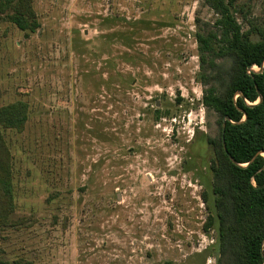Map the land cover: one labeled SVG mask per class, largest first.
Here are the masks:
<instances>
[{
  "label": "rangeland",
  "instance_id": "rangeland-1",
  "mask_svg": "<svg viewBox=\"0 0 264 264\" xmlns=\"http://www.w3.org/2000/svg\"><path fill=\"white\" fill-rule=\"evenodd\" d=\"M260 41L264 0H224ZM39 27L0 19V128L12 210L0 259L33 264H216L218 222L203 104L212 75L198 35L217 32L205 0H33ZM209 63L229 68L210 40ZM254 71H259L257 67ZM206 192L207 201L204 200ZM214 225L205 230L208 216Z\"/></svg>",
  "mask_w": 264,
  "mask_h": 264
},
{
  "label": "trees",
  "instance_id": "trees-1",
  "mask_svg": "<svg viewBox=\"0 0 264 264\" xmlns=\"http://www.w3.org/2000/svg\"><path fill=\"white\" fill-rule=\"evenodd\" d=\"M205 2L219 16L216 22L219 35L212 31L206 37L198 35L201 61L215 71L202 76V82L211 85L204 92L203 104L218 115L221 128L220 137L209 140L215 153L210 169L218 222L216 264H264V29L255 28L261 39L254 42L249 37L250 31L241 33L224 0ZM8 13L22 31L34 32L39 27L33 0H0V19ZM213 39L224 45L220 56L231 61L229 68L214 61L209 63L205 53L211 52ZM255 67H263V71L249 72ZM238 93L242 96H237ZM259 98L262 101L256 104ZM26 110L22 104L1 108L0 128L21 129ZM226 117L229 121L223 134ZM204 200L207 201L206 192ZM12 207L9 161L5 149H0V226ZM214 221L213 215H209L206 231ZM0 264L33 263L0 259Z\"/></svg>",
  "mask_w": 264,
  "mask_h": 264
},
{
  "label": "water",
  "instance_id": "water-1",
  "mask_svg": "<svg viewBox=\"0 0 264 264\" xmlns=\"http://www.w3.org/2000/svg\"><path fill=\"white\" fill-rule=\"evenodd\" d=\"M251 71H253V72H262V71H263V67H262L261 69H259V71H254L253 68H252V69L250 68V69H249V72H251ZM237 96H242V94H241V93H238ZM261 101H262V99L259 98V101H258L256 104H259ZM256 104H255V105H256ZM245 120H246V117L244 118V120H243L242 122H244ZM227 121H229V118L226 117V118L224 119L223 123H222V133H223V134H224V132H225V127H226V123H227ZM224 149H226V148H225V145H224ZM232 161H233V160H232ZM242 167H243V166H242Z\"/></svg>",
  "mask_w": 264,
  "mask_h": 264
}]
</instances>
